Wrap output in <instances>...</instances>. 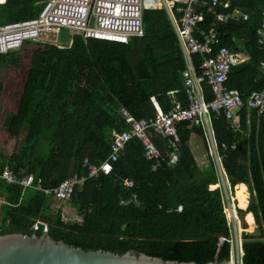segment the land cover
<instances>
[{
    "label": "trees",
    "instance_id": "trees-1",
    "mask_svg": "<svg viewBox=\"0 0 264 264\" xmlns=\"http://www.w3.org/2000/svg\"><path fill=\"white\" fill-rule=\"evenodd\" d=\"M45 1L0 3V25L38 15ZM230 1L229 11L238 10L249 18L229 15L218 21L203 7L199 25L218 34L213 54L225 45L247 55L233 65L226 81L229 88L239 90L244 105L238 110L237 124L224 110H211L210 115L231 184L245 182L251 191L248 206L238 208L245 228L243 262L264 264V112L247 105L250 93L264 88V44L258 43L264 0ZM143 24L144 35L128 42L71 33L72 42L63 46L30 39L18 49L0 53V67H17L26 50L33 48L17 109L7 111L3 120L17 145L11 152L0 148V167L9 163L19 177L34 173L44 188L56 187L74 173L86 174V158L100 164L109 156L111 129L129 127L122 107L137 118H149L156 112L153 96L164 111L178 100L186 106V61L168 11L144 9ZM192 60L200 71L202 54L192 55ZM213 97L205 84V100ZM178 132L177 162L153 169L142 140L131 138L110 174L88 177L67 200L37 188L21 194L19 184L0 181V194L10 202L1 209L0 234H31L33 223L41 218L54 239L84 249L131 251L199 264L229 259L230 242L221 240L231 232L222 191L211 187L218 180L216 169L213 161L200 166L192 146L196 133L207 149L204 128L185 121L178 124ZM151 137L166 154L163 136L151 132ZM125 177L135 181L134 189L123 184ZM133 191L138 201L121 204V198ZM66 207L76 213L75 220L63 217ZM248 212L258 225L257 234L246 230Z\"/></svg>",
    "mask_w": 264,
    "mask_h": 264
},
{
    "label": "built area",
    "instance_id": "built-area-1",
    "mask_svg": "<svg viewBox=\"0 0 264 264\" xmlns=\"http://www.w3.org/2000/svg\"><path fill=\"white\" fill-rule=\"evenodd\" d=\"M8 2L10 0H0V3ZM176 2L181 4L176 5ZM158 7H165L168 11L184 51L186 68L183 76L188 104L185 106L178 100L169 110L164 111L153 96L156 112L149 118H137L122 107L121 112L129 127L125 130L111 129L109 156L100 164L90 162L86 158L84 161L88 168L86 174L74 173L56 187L44 188L41 178L36 179L34 173H24L19 177L9 163L0 167V181L19 184L21 194L28 188H37L43 189L57 200H67L72 197L75 186L82 185L88 177H97L101 173L110 174L114 169V163L131 138L142 140L146 159L152 162L153 169H157L164 163L178 161L180 122L188 121L191 124L202 125L207 140L204 157H207L208 163L213 161L218 177L217 182L211 187H219L222 191L224 211L231 229L230 235L222 236L221 240L230 242L229 259L234 264H243L242 231L245 228L238 211L240 206L235 197V186L231 184L223 164L224 156L215 138L210 111L224 110L227 118L234 120L236 112L243 107L242 94L236 88H229L226 81L233 65L244 61L246 57L225 45L219 47L213 54L214 44L219 41L218 34L215 30L202 28L199 22L204 18L201 10L203 7L218 21L226 20L229 15L248 19V14L238 10L229 11L232 8L230 0H46L38 15L0 25V53L18 49L30 39L63 46L58 38L63 29H69L71 33H82L86 37L128 42L134 36L144 35L143 10ZM258 33V43L262 45L264 27L259 29ZM71 42L72 39L69 43ZM197 53L203 56L200 71L196 69L192 60V55ZM261 70L264 73V62L261 63ZM205 84L214 94L210 101L204 98ZM247 105L264 112V88L253 90L248 97ZM151 132L163 136L168 149L166 154H163L152 140ZM222 146L226 147L225 144ZM123 184L129 189L136 186L130 177H125ZM137 201L138 193L133 191L128 197L121 198L120 203L130 204ZM9 203L0 194V214L2 206ZM39 230L44 233L48 231V222L41 218H37L33 223L31 235L35 233L37 236Z\"/></svg>",
    "mask_w": 264,
    "mask_h": 264
},
{
    "label": "water",
    "instance_id": "water-1",
    "mask_svg": "<svg viewBox=\"0 0 264 264\" xmlns=\"http://www.w3.org/2000/svg\"><path fill=\"white\" fill-rule=\"evenodd\" d=\"M0 264H199L196 261L163 259L146 253H124L106 249H84L49 233L32 235L9 232L0 234ZM202 264H234L230 259ZM246 264V263H243Z\"/></svg>",
    "mask_w": 264,
    "mask_h": 264
},
{
    "label": "rangeland",
    "instance_id": "rangeland-1",
    "mask_svg": "<svg viewBox=\"0 0 264 264\" xmlns=\"http://www.w3.org/2000/svg\"><path fill=\"white\" fill-rule=\"evenodd\" d=\"M71 36L72 34L69 29H63L58 38L60 43L67 44ZM32 49L26 50L19 66L0 67V148L5 152L13 150L15 145H17V139L9 136L4 128L3 120L7 111L17 109L27 71L31 64ZM60 205L61 203L58 201L56 207L58 208ZM62 215L67 221L77 218L76 213L69 207L64 209ZM246 230L255 231L256 226L252 227L249 225L246 227Z\"/></svg>",
    "mask_w": 264,
    "mask_h": 264
},
{
    "label": "crops",
    "instance_id": "crops-1",
    "mask_svg": "<svg viewBox=\"0 0 264 264\" xmlns=\"http://www.w3.org/2000/svg\"><path fill=\"white\" fill-rule=\"evenodd\" d=\"M244 57H246L247 58V55L246 54H244V53H242V52H240ZM241 62V61H240ZM240 62H237V63H240ZM236 63V64H237ZM234 124H237L238 123V121H239V114H238V111L236 112V116H235V118H234V120H231ZM192 146H193V149H194V151H195V154H196V156H197V158H198V160H199V165L200 166H208V159H207V157H204V155H205V153H206V148H205V145L203 144V142H202V138L198 135V134H196V133H194L193 134V138H192ZM202 159H203V161H202ZM242 185H244V188H243V194L245 195V202H246V204H245V206H242L241 204H240V200H239V194H238V192H239V190L241 189V187H242ZM245 190V191H244ZM235 197H236V200H237V203H238V205L241 207V208H246L247 206H248V203H249V201H250V197H251V191H250V188H249V185L247 184V183H245V182H241V183H238V184H236V186H235ZM238 195V196H237ZM2 214H0V216H1ZM249 215H250V217H249ZM246 221H247V227H248V225H250V226H256V230L255 231H249V230H247V231H249V232H252V233H258L259 231H258V225H257V223L255 222V219H254V217H253V213L252 212H248L247 214H246Z\"/></svg>",
    "mask_w": 264,
    "mask_h": 264
},
{
    "label": "bare ground",
    "instance_id": "bare-ground-1",
    "mask_svg": "<svg viewBox=\"0 0 264 264\" xmlns=\"http://www.w3.org/2000/svg\"><path fill=\"white\" fill-rule=\"evenodd\" d=\"M243 188H244V185H242V187H241V189L239 190V192H238V194H239V200H240V204L242 205V206H245V204H246V202H245V193L243 194ZM245 191V190H244ZM249 217H250V215H249ZM249 226V225H248Z\"/></svg>",
    "mask_w": 264,
    "mask_h": 264
}]
</instances>
